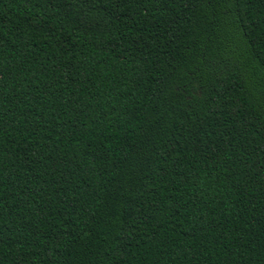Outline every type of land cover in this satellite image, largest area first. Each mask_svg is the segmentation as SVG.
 I'll return each mask as SVG.
<instances>
[{"label": "trees", "instance_id": "trees-1", "mask_svg": "<svg viewBox=\"0 0 264 264\" xmlns=\"http://www.w3.org/2000/svg\"><path fill=\"white\" fill-rule=\"evenodd\" d=\"M0 264H264V0H0Z\"/></svg>", "mask_w": 264, "mask_h": 264}]
</instances>
